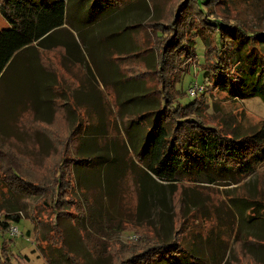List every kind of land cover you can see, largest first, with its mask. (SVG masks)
Returning <instances> with one entry per match:
<instances>
[{"label":"rangeland","instance_id":"obj_1","mask_svg":"<svg viewBox=\"0 0 264 264\" xmlns=\"http://www.w3.org/2000/svg\"><path fill=\"white\" fill-rule=\"evenodd\" d=\"M152 1L24 0L25 20L44 34L19 51L0 75V150L21 160L24 178L51 184L53 165L74 150L75 137H108L115 122L130 156L154 178L148 194L153 202L149 212L137 213L139 190L128 174L119 182V199L103 196L102 208H64L68 218L82 219L90 230L89 245H106L107 251L124 256L144 239H171L176 233L185 246L200 243L210 258L218 251L213 264H248L249 257L263 264L264 238L253 235L261 226H241L231 200H256L264 207V164L230 183L213 176L192 135L185 148L169 147L171 123L160 114L153 95L156 41L146 22L155 13L170 21L181 0ZM209 7L208 16L264 23V0H212ZM5 28L0 16V31ZM196 49L201 64V40ZM206 65L184 74L177 89L187 93L180 101L194 99L188 88L197 83L205 104L197 115L205 124L221 131L235 128L240 134L259 128L264 101L257 96L231 99L209 86L203 75ZM7 190L0 178V221L7 208L20 215L19 222L8 221L1 237L11 239L12 262L47 264L38 247L46 244L40 237L43 232L48 236L54 210L42 206L44 192L19 200L25 209L20 210ZM97 196L98 191H89L86 198L90 203ZM10 225H17L18 235L9 233ZM66 237L73 251L92 257L76 232L68 231Z\"/></svg>","mask_w":264,"mask_h":264},{"label":"trees","instance_id":"obj_2","mask_svg":"<svg viewBox=\"0 0 264 264\" xmlns=\"http://www.w3.org/2000/svg\"><path fill=\"white\" fill-rule=\"evenodd\" d=\"M211 2L181 0L170 21L155 13V17L146 22L158 53L153 95L160 114L171 123L170 149L185 148L192 135L190 139H195L201 148L213 176L220 181L236 183L264 164V122L244 134L235 128L221 131L208 126L197 115L205 105L200 96L196 94L192 101L182 103L180 98L187 92L177 89V84L193 67L207 64L203 67V75L207 76L205 83H210L209 86L231 99L257 96L264 101V23L208 16ZM23 3L24 0H0V16L6 22V28L0 31V75L19 51L44 34L40 26H32L25 20ZM198 40L203 45L201 64L196 49ZM113 123L114 133L112 131L108 137H75L74 150L53 165L51 184L27 180L22 174L21 160L10 151L0 150V178L11 199L19 204L18 208L25 210L19 200L44 192L40 195L46 196L42 206L48 205L54 210L55 216L46 229L48 236L43 232L40 237L46 244L38 247L47 264H89V261L97 260L107 264H213L218 251L213 250L211 259L200 243H186L185 246L176 233L171 239L143 238L145 242L141 247H130L128 254L122 256L120 251H107L106 245H89L91 233L82 219L75 222L68 218V210L64 208H102L103 196L119 199V182L128 174L133 176L139 190L137 213L141 214L149 207L146 197L153 191L154 178L130 156L122 132ZM89 191H98L97 198L90 203L86 198ZM231 201L236 210L235 217L240 216L241 226L242 223L246 228L261 226L257 234L248 235L264 238V207L256 200ZM11 211L7 208L5 219L0 221V260L3 264H14L11 239L1 238L8 231L9 220L20 221V215H12ZM68 231L73 235L76 232L85 254L89 253L91 258L70 248L66 241ZM249 261L248 264H262L251 257Z\"/></svg>","mask_w":264,"mask_h":264},{"label":"built area","instance_id":"obj_3","mask_svg":"<svg viewBox=\"0 0 264 264\" xmlns=\"http://www.w3.org/2000/svg\"><path fill=\"white\" fill-rule=\"evenodd\" d=\"M200 91H202V87H201V85H198L197 83H193L188 88V94L190 96H195ZM9 233L11 235H18L19 234V230H18L17 225H10L9 226Z\"/></svg>","mask_w":264,"mask_h":264},{"label":"crops","instance_id":"obj_4","mask_svg":"<svg viewBox=\"0 0 264 264\" xmlns=\"http://www.w3.org/2000/svg\"><path fill=\"white\" fill-rule=\"evenodd\" d=\"M153 194V193H152ZM138 197H139V194H138ZM146 199H147V205L149 206V207H151V205H152V202H153V198L151 197V195H148L147 197H146ZM148 207V208H149Z\"/></svg>","mask_w":264,"mask_h":264}]
</instances>
